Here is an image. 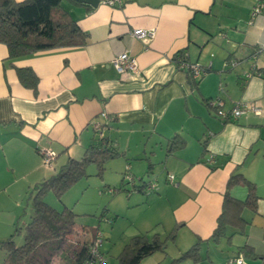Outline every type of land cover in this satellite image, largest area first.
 <instances>
[{
    "label": "crops",
    "instance_id": "0c3cea01",
    "mask_svg": "<svg viewBox=\"0 0 264 264\" xmlns=\"http://www.w3.org/2000/svg\"><path fill=\"white\" fill-rule=\"evenodd\" d=\"M258 1L121 0L111 6L100 0L93 7L63 0V9L88 33L84 45L9 60L0 42V179L42 167L43 147L57 153L54 169L68 157L80 158L96 136L91 122L97 119L124 152L136 184L144 173L158 181L156 192L136 190L129 199L147 208L137 233L155 225L167 233L180 222L178 234L206 239L216 226L227 179L237 170L256 185L257 211L246 213L250 224L229 244L222 239L202 242L201 248L225 251L224 264L232 249L248 244L256 255L240 253L245 264H264V49L252 58L264 44V11L248 22ZM149 27L156 28L150 42L131 35L133 28ZM125 50L136 58L139 73H119L111 64ZM182 50L207 72L193 79L179 69L175 55ZM254 61L259 74L246 77ZM20 67L37 76L35 91L20 81ZM215 97L224 109L242 100L256 102L262 112L221 119L206 102ZM177 133L184 144L169 148ZM211 155L213 162H206ZM229 192L244 197L246 188L236 185Z\"/></svg>",
    "mask_w": 264,
    "mask_h": 264
},
{
    "label": "trees",
    "instance_id": "16d2710c",
    "mask_svg": "<svg viewBox=\"0 0 264 264\" xmlns=\"http://www.w3.org/2000/svg\"><path fill=\"white\" fill-rule=\"evenodd\" d=\"M62 1L0 0V42L7 46L9 60L40 50L60 46L77 47L86 43L88 33L63 9ZM261 49H264V44L257 47V51L252 54V58L255 55L253 59ZM182 53L183 50L175 56ZM16 69L22 84L35 91L38 78L33 70L29 67ZM168 144L169 148H175L183 145L184 139L177 133L168 140ZM122 155L124 152L119 151L103 131L101 137H92L80 158L68 157L56 172L38 182L34 186L33 214L24 227L23 242L16 245L12 236L2 241L1 246L6 255L0 264H83L88 259L90 248L100 230L97 227L76 224V213L71 208L57 210L46 203L44 196L48 191L61 196L72 184L86 175L88 164L95 163L101 173L106 161ZM141 179L145 181L142 177ZM236 185L246 188L244 198L235 197L229 192L230 188ZM142 186V183H135L132 185V192L143 191ZM258 198L255 183L241 172L232 171L226 182L221 211L211 235L195 241L178 259L197 260L201 258L199 249L202 242L211 241L218 244L224 239L229 244L232 235L244 233L251 222L246 213H256ZM182 224L176 223L165 237H162L159 230L131 236L117 254V263L140 264L143 258L155 251H164L167 239L174 238ZM17 230L20 231V228ZM232 250L233 256L240 253L244 256L256 255L248 244Z\"/></svg>",
    "mask_w": 264,
    "mask_h": 264
},
{
    "label": "rangeland",
    "instance_id": "374dc122",
    "mask_svg": "<svg viewBox=\"0 0 264 264\" xmlns=\"http://www.w3.org/2000/svg\"><path fill=\"white\" fill-rule=\"evenodd\" d=\"M39 160L42 167L34 172L23 176L10 173L0 179V262L6 255L1 246L2 241L12 236L16 245L23 242L24 227L33 214L34 186L61 167H46L42 158ZM124 162L123 156L110 159L105 162L101 173L95 163H90L86 167V175L72 184L61 196H57L53 191H48L44 196L46 203L57 210L71 208L76 213V224L97 227L100 230V248L106 264H118L116 256L130 237L137 233L135 226L139 224L143 209L146 208L142 206L140 209V205L129 203V199L133 200L139 193L132 192L131 182L124 179ZM142 175L148 180L152 176L146 173ZM108 188L114 189V192L107 190ZM154 230H159L162 237H165L172 229L165 233L160 225H155L148 232ZM175 234L174 238L167 239L164 251H155L143 258L140 264H221L227 256L225 251L217 252L214 248L207 250L203 246L199 249L201 258L178 259L192 246L194 240L182 232L178 234V230Z\"/></svg>",
    "mask_w": 264,
    "mask_h": 264
},
{
    "label": "built area",
    "instance_id": "2783aa9c",
    "mask_svg": "<svg viewBox=\"0 0 264 264\" xmlns=\"http://www.w3.org/2000/svg\"><path fill=\"white\" fill-rule=\"evenodd\" d=\"M101 2L111 6L120 5L122 3L121 0H101ZM262 11H264V0H259L251 8L249 23L251 24L254 20V17ZM131 35L134 38L141 39L144 42H150L156 36V28H133L131 30ZM254 57L255 55H253V58ZM176 61L178 68L187 71L193 79H197L207 72V67L199 64L198 62L188 60L187 54L185 52L178 55L176 57ZM111 64L119 73H126L127 71L139 73L140 71L136 58L131 56L127 50L115 55L111 60ZM229 64L231 66H235L237 61L230 60ZM258 68L259 67L254 62L250 69L245 72V76L249 77L254 73L259 74ZM220 89H222V86H220ZM207 102L210 107L215 109L217 115L221 119L225 120H236L247 112H251L255 115H259L262 112L261 106L256 102L239 100L234 102V104L228 109L223 108V101L219 97L210 98ZM102 116L106 117V114L102 113ZM91 124L94 131L96 132V135L101 137L103 135L102 123L99 120L94 119L92 120ZM39 152L41 154L43 164L46 167H52L54 165L57 153L54 150L45 147L41 148ZM213 160V155L209 156L207 159L208 162H213ZM124 179L128 182H131L132 185L136 183L135 177L130 171V164H126ZM138 180L141 179L138 178ZM167 180L171 183H174V175L172 173H167ZM142 185L143 191L147 194L157 191L159 186L157 179H146L142 182ZM107 190L114 192V189L111 188H108ZM101 236L102 233L99 231L93 245L90 248L89 257L83 262V264H106L105 257L100 248L102 244ZM224 264H245V260L244 257L239 254L237 256L228 258Z\"/></svg>",
    "mask_w": 264,
    "mask_h": 264
},
{
    "label": "water",
    "instance_id": "95a60500",
    "mask_svg": "<svg viewBox=\"0 0 264 264\" xmlns=\"http://www.w3.org/2000/svg\"><path fill=\"white\" fill-rule=\"evenodd\" d=\"M75 1H78L80 3H86V4H89L93 7H96L98 5V3L100 2V0H75Z\"/></svg>",
    "mask_w": 264,
    "mask_h": 264
}]
</instances>
